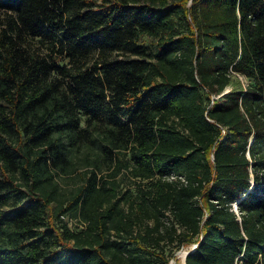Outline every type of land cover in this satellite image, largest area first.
<instances>
[{"label": "trees", "instance_id": "obj_1", "mask_svg": "<svg viewBox=\"0 0 264 264\" xmlns=\"http://www.w3.org/2000/svg\"><path fill=\"white\" fill-rule=\"evenodd\" d=\"M193 245L264 264V0H0V264Z\"/></svg>", "mask_w": 264, "mask_h": 264}, {"label": "rangeland", "instance_id": "obj_2", "mask_svg": "<svg viewBox=\"0 0 264 264\" xmlns=\"http://www.w3.org/2000/svg\"><path fill=\"white\" fill-rule=\"evenodd\" d=\"M238 84L244 88L246 85V80L243 77H238ZM190 247L192 246L183 247L181 250H178L177 252H175V256L174 258L170 260L169 264H185L184 263V253L187 249H190Z\"/></svg>", "mask_w": 264, "mask_h": 264}, {"label": "water", "instance_id": "obj_3", "mask_svg": "<svg viewBox=\"0 0 264 264\" xmlns=\"http://www.w3.org/2000/svg\"><path fill=\"white\" fill-rule=\"evenodd\" d=\"M195 246H196V245H193L192 247H190V249H187V250L185 251V253H184V263H185V257H186V255H187L190 251H192V250L195 248Z\"/></svg>", "mask_w": 264, "mask_h": 264}]
</instances>
